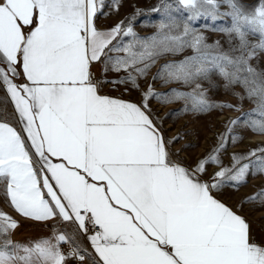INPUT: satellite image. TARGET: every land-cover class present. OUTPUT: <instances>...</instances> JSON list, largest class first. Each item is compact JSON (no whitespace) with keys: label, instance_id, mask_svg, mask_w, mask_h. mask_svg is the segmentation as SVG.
<instances>
[{"label":"snow or ice","instance_id":"snow-or-ice-1","mask_svg":"<svg viewBox=\"0 0 264 264\" xmlns=\"http://www.w3.org/2000/svg\"><path fill=\"white\" fill-rule=\"evenodd\" d=\"M103 8L104 0H0V90L19 125L0 122L5 201L25 219L74 228L16 242L11 236L18 221L0 211V264H264V246L252 240L246 220L214 195L249 174H264V147L234 155L231 167L204 181L208 168L219 165L218 152L194 168L183 166L151 109L153 100H184L199 112L231 108L211 104L201 87L218 75L225 88L242 87L258 117L230 121L221 150L226 140L237 142V125L264 135V70L251 63L264 53V0L251 9L236 0H174L154 9L162 19L146 37L137 35L131 20L98 29ZM201 19L212 22L202 28L229 37L227 52L219 41L205 42L194 27ZM249 35H259V43L250 44ZM186 49L192 54L166 59ZM161 59L166 62L141 91L140 81ZM110 73L115 78L106 79ZM157 81L192 91L157 92ZM102 85L131 86L141 92L140 102L101 94ZM257 199L264 201V192L245 202Z\"/></svg>","mask_w":264,"mask_h":264},{"label":"rangeland","instance_id":"rangeland-1","mask_svg":"<svg viewBox=\"0 0 264 264\" xmlns=\"http://www.w3.org/2000/svg\"><path fill=\"white\" fill-rule=\"evenodd\" d=\"M236 2L245 9H251L258 5L260 0H236ZM165 3H174V0H104L103 14H99V17L102 23L111 26H116L122 21L127 24L131 20L133 29L138 36H151L156 31V28L152 25L158 24L162 19L161 13L154 11V9L162 8ZM228 10L226 6H221L220 8L221 12ZM173 15L179 18L178 13L174 12ZM205 23L211 24L212 22L201 19L196 22L194 27L201 30L206 43L215 44L219 41L220 49L227 52L229 50V37L222 32L211 30V28H202ZM215 24L228 26L230 25V20H217ZM248 40L250 44H257L260 37L259 35H249ZM232 43L235 45L237 41L233 40ZM191 54V49H186L183 53L174 57L168 55L166 59L180 60ZM113 55H123V53ZM165 62V59H161L152 69L148 79L140 81L141 91L146 90L148 84L152 83V76ZM251 63L258 70H264V53L258 51L257 56ZM93 73L97 79L101 78V66L99 64L94 66ZM113 78H115V75L111 73L106 77V79ZM200 83L211 104L230 105L232 107H213L209 111L199 112L191 110L190 103L184 100L167 104H159L153 100L151 109L154 118L162 122L160 124L161 131L164 139L171 142L169 150L174 160L184 166L194 168L198 161L205 160L209 154L218 152L219 165H213L208 168L207 174L203 176L204 180L207 181L214 172L219 171L221 168L231 167L234 155H247L254 149L264 147V135L256 134L243 125H237L233 129L237 142L232 143L230 140H226V147L221 150L220 138L222 136L227 137L229 122L237 120L245 114H251L253 119H258L254 112L256 105L246 98L244 90L239 85L225 88V81L218 75H213L210 80H204ZM153 87L157 92H169L174 88L183 92L192 91L191 87H184L179 84H169L162 87L159 81L155 82ZM101 88L104 91L128 97L138 103L141 99V92L133 90L131 86H127V88L120 86L115 90L112 85H102ZM241 97L244 98L241 99ZM236 108L240 110H233ZM12 112L7 96L3 90H0V120H11ZM240 137H242V140ZM251 159L255 160V157H251ZM242 162L248 163L249 161L244 160ZM260 192H264V174H249L245 182L238 186L230 182L219 192H214V195L264 228V201L257 199L254 202H245ZM0 211L7 213L18 221L17 216L5 201L3 185H0ZM20 229L19 223V227L14 231L11 239Z\"/></svg>","mask_w":264,"mask_h":264},{"label":"crops","instance_id":"crops-1","mask_svg":"<svg viewBox=\"0 0 264 264\" xmlns=\"http://www.w3.org/2000/svg\"><path fill=\"white\" fill-rule=\"evenodd\" d=\"M95 23H96L97 28L100 30H108V29H111L114 27V26L102 23L99 15L97 16ZM101 94L109 95V96H113V97H121L124 100H128V101L138 103L137 101L132 100L128 97H124V96L118 95V94L113 93V92L104 91L102 88H101ZM8 100H9V98H8ZM9 102H10V100H9ZM10 105H11L12 111H13L12 112V119L11 120H0V122H6L10 126L17 127L19 129V125L17 124L16 117L14 115L13 105L11 102H10ZM53 160L55 161V158H53ZM185 167H187V166H185ZM202 179L204 180L203 177H202ZM218 200H220V199H218ZM221 202L224 203L223 201H221ZM224 204L226 206H228L229 208H231L233 211L237 212V214L241 215L246 220V222L249 226V231H250V235L252 237V240L255 243H257L258 245L264 246V228L261 227L258 223L252 221L250 218H248L243 213L236 210L234 207H232L226 203H224ZM10 209L13 211L12 208H10ZM15 215L17 216L18 222L20 223V226H21V229L17 232V234L12 239L13 241H16V242H27V241H33V240H36L39 238L50 237L52 235L54 229L57 231H67L69 234H71L74 230V228L71 224H66V223L60 222L58 220L35 221V220L25 219L22 216L18 215L17 213H15ZM78 243H80V245L82 247H88L89 251H91V248L89 246V242L86 238L79 237ZM66 247H67L66 245L63 246L62 250L65 249ZM68 264H78V261L75 259H72V260L68 261Z\"/></svg>","mask_w":264,"mask_h":264},{"label":"built area","instance_id":"built-area-1","mask_svg":"<svg viewBox=\"0 0 264 264\" xmlns=\"http://www.w3.org/2000/svg\"><path fill=\"white\" fill-rule=\"evenodd\" d=\"M62 251H64L65 253L68 251V247H66L65 249H63Z\"/></svg>","mask_w":264,"mask_h":264}]
</instances>
